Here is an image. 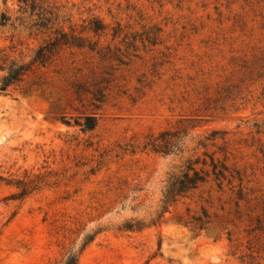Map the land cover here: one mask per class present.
<instances>
[{
  "label": "rangeland",
  "instance_id": "1",
  "mask_svg": "<svg viewBox=\"0 0 264 264\" xmlns=\"http://www.w3.org/2000/svg\"><path fill=\"white\" fill-rule=\"evenodd\" d=\"M46 1L69 13L76 31L83 19L99 17L106 32L85 34L99 38V46L123 51L124 34L129 40L151 35L152 27L161 31L154 45L136 41L138 57L126 66L66 48L0 92V264H59L94 231L78 264H248L241 259L249 253L245 223L234 216L229 185L216 191L205 184L155 226L120 231L117 225L154 211L165 172L192 153L193 143L175 158L142 148L165 129L187 130L195 138L222 131L226 163L243 173V191L264 197V0ZM17 6V0H0V12ZM117 24L120 34L112 40ZM8 34L0 33V47L10 45ZM33 45L28 40L19 48L28 55ZM101 78L107 79L99 85L105 100L96 109L91 91ZM77 85L84 90L77 93ZM214 103L224 108L204 109ZM85 114L97 118L91 131L76 124ZM194 118L202 120L186 121ZM46 173L63 178L11 198L15 180ZM201 206L216 228L231 230L230 237L178 221ZM256 262L264 264V247Z\"/></svg>",
  "mask_w": 264,
  "mask_h": 264
},
{
  "label": "trees",
  "instance_id": "2",
  "mask_svg": "<svg viewBox=\"0 0 264 264\" xmlns=\"http://www.w3.org/2000/svg\"><path fill=\"white\" fill-rule=\"evenodd\" d=\"M18 6L13 13L0 12V33L9 39L10 45L0 47V92H5L9 87L20 83L24 77L33 70L45 67L63 49H84L93 52L101 61H115L117 65H128L131 57H138V47L135 44L139 41L156 44L160 29H155L151 35H131L127 40L124 34L122 42L124 50L117 46H99V38L93 41L92 37H100L106 32L107 25L97 16H90L81 21L79 30H75V24L71 22V15L65 13L58 5L46 0H17ZM65 27L68 29L66 30ZM120 24L112 27V40L120 34ZM137 36L138 39L137 40ZM31 40L33 46L28 55H23L19 48L25 41ZM15 41V42H14ZM28 49L27 47H25ZM17 51V55L15 52ZM15 54V55H14ZM113 64L106 67L105 74L113 69ZM106 78H101L94 85L91 91L94 107L100 109L105 100L103 89L99 86ZM84 90L82 85L76 86V92ZM214 103L204 109H212V112L223 109ZM61 121L70 124L69 119L61 116ZM202 118L187 119L188 123ZM82 131H91L96 127L97 118L94 114H85L76 122ZM186 130L165 129L157 135L150 136L142 148L162 156L182 157L187 152L189 143L194 145L189 149L191 154L180 164L172 165L164 175L161 184V197L157 208L148 212L144 217L131 216L124 218L118 225L120 231H141L150 226L157 225L165 212L171 206L182 199H187L205 184L210 188L215 187L216 191H222L224 185L234 192L233 200L234 216L238 221L245 223L243 231L247 235L245 248L249 253L241 255V259H247L248 264H257L256 258L262 247H264V197L253 198L248 192L243 191V173L239 169L227 165L228 148L224 133L220 130H213L210 133L195 138L190 136ZM211 148H214L210 151ZM98 165V163H96ZM95 170L94 166L90 171ZM58 173H46L36 175L32 179L15 180L13 183L17 192L11 195L12 199H22L30 192L43 185H56L62 179ZM8 183H11L8 181ZM235 183V184H234ZM210 195V191L208 192ZM243 203V204H242ZM133 210V207H131ZM184 226L197 232H215L225 230L228 237L231 230L224 224L216 226L213 224L211 215L204 206L198 212L190 213L186 210L185 218H178ZM217 229V230H216ZM96 231L85 233L80 239L79 249L70 248L59 264H78L80 251L94 239ZM263 241V243H262Z\"/></svg>",
  "mask_w": 264,
  "mask_h": 264
}]
</instances>
